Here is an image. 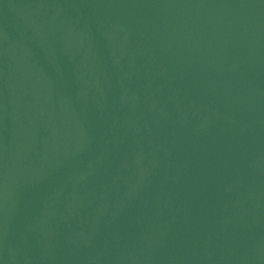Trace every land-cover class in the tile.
Returning <instances> with one entry per match:
<instances>
[{
    "label": "water",
    "instance_id": "95a60500",
    "mask_svg": "<svg viewBox=\"0 0 264 264\" xmlns=\"http://www.w3.org/2000/svg\"><path fill=\"white\" fill-rule=\"evenodd\" d=\"M0 264H264V0H0Z\"/></svg>",
    "mask_w": 264,
    "mask_h": 264
}]
</instances>
